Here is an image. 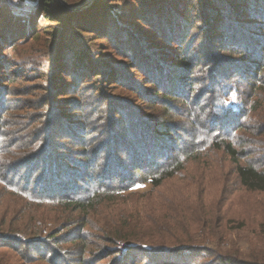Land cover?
Masks as SVG:
<instances>
[{"label":"rangeland","instance_id":"374dc122","mask_svg":"<svg viewBox=\"0 0 264 264\" xmlns=\"http://www.w3.org/2000/svg\"><path fill=\"white\" fill-rule=\"evenodd\" d=\"M57 1L69 12L81 11L94 3L93 0L89 5L75 11L71 9L79 6L78 4L68 7L62 0ZM130 1L117 0L112 6L114 10L121 12L127 10ZM37 2L39 3L37 0H0V22L6 28L4 31L0 28V83H2L0 84V150L7 148V159L12 158L9 163L8 160L6 161L5 166L0 160V180L5 179L0 181V264H77L73 261L80 259L82 254L80 255L77 242L70 238V233L73 229L79 230V226H83L80 233L85 237L87 244H93L87 251L91 253L95 248L94 245L103 242L97 238L100 234L91 228L104 218L96 215L93 220L89 219V216L84 218L90 221L88 225L79 219L77 225L65 226L55 240L42 237L41 240L47 241L46 245L38 243L32 246L36 241L19 242L21 240L13 238L14 235L21 234L14 230L33 223L42 212H45L43 215L47 217L53 213L42 209L38 200L27 197L21 190L27 170L23 166L24 162L15 159V155L25 149L26 141L31 139L32 132L36 133L38 140L35 144L36 148L40 149L46 145L47 151L54 158L55 167L68 165L70 169L85 171L83 181H79L77 185L81 187V194L88 195L87 191L94 187L95 181L109 183L114 174L118 175L113 173L114 162L127 161L124 147L121 145L124 141H132L128 138L132 131L140 126L142 130L159 127L160 122H164L162 128L165 129V133L170 134L164 138L170 146H181L182 143L191 147L195 145L196 153H200V156L192 155L186 163L187 170L181 172L179 177L167 181L161 189L154 190L146 183L132 185L131 181H124L122 185L132 187L116 194V199L120 196L118 201H128L126 207H130L136 197L140 198L149 193L154 197L159 192L164 196H170L184 190L192 196L190 200L194 202L198 200L204 204L212 220L220 211L228 235L226 238L221 235L218 241L221 244L229 243L233 248L231 251L234 257L239 258L240 252L241 258L247 259L250 252L263 250L264 195L243 190L236 180L233 165L227 156L220 151L208 150L212 143L206 135V130L216 126L215 132H217L220 128H224H217V122L229 119L227 115L221 113V103H215V98L218 96L216 93H223L231 88L230 96H224V100L230 103V106L238 108L240 112L241 109L242 112L245 109L241 105V99L247 90L245 78L243 76L235 78L239 76L231 74V70L226 69L225 71L232 78L224 82L218 79L219 85L213 90L212 84L208 82L212 65L202 63L212 55H222L223 61H227L229 52L209 45V39L204 38L199 29H191L190 34H194L196 41L188 51L186 50V54L189 59H194V55L199 62H196V68L191 74L193 78L191 83L185 88V96L165 103V105L169 104L168 114L160 104V97L150 100L149 96L144 94L145 91H142L140 97L143 98H138L135 94L136 90H142V85H150L146 84L148 79H142L135 68L128 66L127 59L121 56L122 53L117 52L114 44L105 38L99 39L95 44L94 41L98 40L95 37L97 34L88 35L89 32L69 34V49L75 56H80L79 62H90L93 58L97 64L105 62L98 72L93 73L96 76H90L92 80L74 77L76 82L70 83L73 76L68 75L67 70L70 67L68 60L74 57L69 58L68 54L63 60L62 63L67 65V70L58 67L61 49L58 44L55 46V40L51 41L50 33L59 27H54L45 21L46 18L41 15V8ZM136 21L137 23L134 21L125 23L128 27L127 33H131L132 43L137 41V47L140 49L138 46L140 42L141 49H148L145 51L146 55L152 53L156 62L162 59L163 63L166 55L168 56L163 39L158 38L157 34H152L154 38H151L148 29L138 32L137 27L140 24L138 20ZM187 41L188 39L182 43L184 45L176 46L179 51L183 52L186 49ZM158 50L163 51L158 55ZM99 54L104 56L100 58ZM86 66L87 64L84 65ZM6 71H11L8 74L9 78L6 76ZM103 71L105 75L114 72L123 77L125 83L109 88L107 82H103ZM61 79L69 82L70 85L60 81ZM132 79H137L136 83ZM98 81L104 86L99 85ZM211 98L213 99L210 100ZM73 99L76 101L73 102ZM200 118L204 119L206 129L196 127ZM245 125L247 127V124ZM227 130H220L223 134L222 138H226V133L229 132ZM63 135L78 137L82 142L74 143L69 138L64 139ZM236 135L244 134L236 133ZM48 139L49 142L53 141L51 145L48 144ZM75 161L81 165H76ZM255 163L259 164L258 161ZM44 171L43 165L32 174L29 191L38 183L39 176L43 177V184L40 182L39 186L48 184V176ZM108 205H113V201L108 202ZM108 211L109 209L105 210V213ZM104 219L109 222L114 220ZM58 223L60 221L48 220L44 228L48 230ZM240 223H242L241 227ZM109 251L105 249L84 254V262L117 264L118 261H122L121 258H117L120 253L113 255L108 253ZM142 255L138 253L134 259ZM183 257H185L183 264H210L216 260L207 253ZM162 259H165V256L159 255L153 263H160ZM144 260L143 258V263Z\"/></svg>","mask_w":264,"mask_h":264},{"label":"trees","instance_id":"16d2710c","mask_svg":"<svg viewBox=\"0 0 264 264\" xmlns=\"http://www.w3.org/2000/svg\"><path fill=\"white\" fill-rule=\"evenodd\" d=\"M37 1L41 15L46 18L45 21L54 27H59L50 33L51 41L55 40V46L58 44L61 49L58 67L67 70V65L62 63L63 60L68 54L69 58L74 57L68 60L70 66L67 70L68 75L73 76L70 83L76 82L74 77L92 80L90 76H96L93 73L98 72L105 62L97 64L94 58L90 59L92 60L90 62H79L80 56H75L69 49V34L72 35L73 32L97 34L95 37L98 40L94 41L95 44L99 39L105 38L114 44L117 52L122 53L121 56L127 59L128 66L135 68L142 79H148L146 84L150 85H142V90H136L135 94L138 98H143L140 97L142 91H145L144 94H147L150 100L160 97V104L168 114L169 104L165 105V103L185 96V88L191 83L193 79L191 74L196 68V62H199L194 55V59H189L186 54V50L188 51L196 41L194 34H190L191 29H199L200 34L209 39V45L228 51L230 55L227 61H223L222 55H212L202 63L212 65L208 82L212 84L213 90L219 85L218 79L224 82L232 78L229 77L226 69L231 70V74L239 76L235 78L242 76L245 78L247 90L241 99V105L245 109L243 112L241 109L240 112L238 108L230 106V103L224 100V96H230L231 88L226 92L216 93L218 96L215 98V103H221V113L229 117L228 121L217 122V128L224 127L220 130L228 129L229 132L226 133V138H222L223 134L220 130L215 132L216 126L207 129L206 135L212 143L208 150L220 151L227 156L233 165L236 180L243 190L264 195V2L262 0H131L127 10L121 12L114 10L112 6L117 0H94L88 8L78 12H69L57 0ZM62 1L64 5L71 7L74 4L82 5L87 0ZM136 20L140 24L137 27L138 32L148 29L151 38H154L152 34H157L158 38L163 39L168 50V56L166 55L163 63L162 59L156 62L152 53L146 55L145 51L148 49H141L140 42L138 44L140 49L137 47V41L132 43L131 33H127L128 27L125 23L131 21L137 23ZM0 28L3 31L6 29L2 22ZM195 29L194 31H197ZM186 39H188L185 44L186 49L181 52L176 46L184 45L182 43ZM162 51L158 50V55ZM99 56L101 58L104 55L99 54ZM86 64L87 66L84 67ZM10 72L6 71L7 78ZM102 77L109 88L125 83V79L114 72L105 75L103 71ZM132 80L136 83L137 79ZM65 83L70 85L69 82ZM98 83L104 86L99 81ZM163 125L164 122H160L159 127L142 130L140 126L132 131L128 137L132 141H124L121 145L124 147L127 161L114 162L113 173L118 175L114 174L109 183L95 181L94 187L87 191L88 195L81 194V187L77 185L79 181H83L85 171L70 169L68 165L55 167L54 158L47 151L48 147L46 148L45 145L43 148H36L35 144L38 140L36 133L32 132L31 139L26 141L25 149L15 155V159L24 162L23 166L27 170L21 190L27 197L38 200L42 209L53 213L47 217L43 215L45 212H42L33 223L22 225V229L15 228L14 231H19L21 234L14 235L13 238L21 240H18L19 242L36 241L32 246L38 243L46 245L47 241L44 239L55 240L65 226L77 225L79 219L88 225L90 221L84 218L89 216V219L93 220L96 215L114 220L109 222L103 218L98 225L91 226L100 234L97 238L103 241L100 245H94L95 248L91 253L87 250L93 244H87L85 237L80 233L83 226H79L77 231L73 229L70 238L77 242L80 255L82 254L80 259L73 263L86 264L83 259L84 254L107 249L111 250L108 253L113 255L120 253L117 258H121L122 261H118L117 264H154V259L159 255L165 256V259L156 264H183L185 255L194 257L206 253L216 259L210 264H264V249L250 252L247 259H242L240 252L239 258L234 257L231 245L224 242L221 244L218 241L221 235L223 238L228 235L220 211L212 220L204 204L198 200L195 202L190 200L192 196L184 190L170 196H164L161 192L154 197L151 193L140 198L133 195L136 199L130 207H126L128 201H118L120 196L116 199V194L132 187L122 185L124 181L129 180L132 185L146 183L154 190L161 189L167 181L179 177L181 172L187 170L186 163L192 155L200 156V153H196L195 145L191 147L182 143L181 146H170L164 139L170 134L165 133ZM205 125L204 119L200 118L196 127L206 129ZM236 133L244 135L238 136ZM62 137L69 138L74 143L82 142L78 137L72 138L68 135ZM47 141L49 145L53 143V141L49 142V139ZM7 151V148L0 150V160L4 166L7 165V160L9 163L12 159H7ZM253 159L259 164L256 165ZM75 164L81 165L77 161ZM43 165L45 175L48 176V184L39 186L38 183L43 184V177L39 176L38 183L29 191L32 174ZM110 201H113V205H108ZM107 209L109 211L105 213ZM48 220L60 221V223L45 230V223ZM42 237H45L43 241ZM262 240L264 244V238ZM262 247L264 248V245ZM138 253L143 255L134 259ZM167 258H172V261Z\"/></svg>","mask_w":264,"mask_h":264},{"label":"water","instance_id":"95a60500","mask_svg":"<svg viewBox=\"0 0 264 264\" xmlns=\"http://www.w3.org/2000/svg\"><path fill=\"white\" fill-rule=\"evenodd\" d=\"M93 0H87L85 3H83L82 5H79V6H76L74 8H68V9H71V10H80L82 8H84L85 6L89 5Z\"/></svg>","mask_w":264,"mask_h":264}]
</instances>
